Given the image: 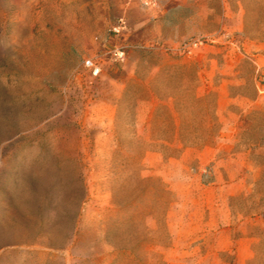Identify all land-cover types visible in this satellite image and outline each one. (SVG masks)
I'll return each mask as SVG.
<instances>
[{"label":"rangeland","instance_id":"obj_1","mask_svg":"<svg viewBox=\"0 0 264 264\" xmlns=\"http://www.w3.org/2000/svg\"><path fill=\"white\" fill-rule=\"evenodd\" d=\"M0 264H264V0H0Z\"/></svg>","mask_w":264,"mask_h":264},{"label":"built area","instance_id":"obj_2","mask_svg":"<svg viewBox=\"0 0 264 264\" xmlns=\"http://www.w3.org/2000/svg\"><path fill=\"white\" fill-rule=\"evenodd\" d=\"M144 2H146L147 4H153L154 2H155V0H144ZM120 25H117V26H115V30L116 31H119L120 30ZM118 55L119 56H123L124 55V52L123 51H118ZM88 63H90L91 65H92V62H88Z\"/></svg>","mask_w":264,"mask_h":264}]
</instances>
